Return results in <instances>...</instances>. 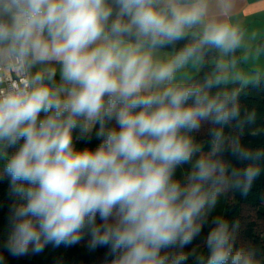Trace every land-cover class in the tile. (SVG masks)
Returning a JSON list of instances; mask_svg holds the SVG:
<instances>
[{
  "label": "clouds",
  "instance_id": "clouds-1",
  "mask_svg": "<svg viewBox=\"0 0 264 264\" xmlns=\"http://www.w3.org/2000/svg\"><path fill=\"white\" fill-rule=\"evenodd\" d=\"M196 28L194 44L154 58ZM240 41L235 26L208 19V0H0V178L15 198L8 251L87 235L111 264H182L171 250L200 234L215 203L205 186L221 171L201 157L185 184L174 179L197 151L183 132L238 112L227 95L171 82L204 46L228 54ZM215 224L206 264H254Z\"/></svg>",
  "mask_w": 264,
  "mask_h": 264
},
{
  "label": "trees",
  "instance_id": "trees-1",
  "mask_svg": "<svg viewBox=\"0 0 264 264\" xmlns=\"http://www.w3.org/2000/svg\"><path fill=\"white\" fill-rule=\"evenodd\" d=\"M199 29H193L184 39L160 48L180 52L196 42ZM204 60L202 70L180 87L199 86L210 96L230 97L229 108L234 107L238 115L229 116L226 121L216 122L207 119L208 127L204 134L197 129L186 130L183 134L191 138L197 151L191 160L175 169L174 179L185 184L193 171V165L201 157L218 162L221 171L214 181L205 187L210 199L215 203L204 209L202 230L191 244L182 250L172 249V253L182 252L186 259L182 264H206L209 250L206 237L221 220L228 226V233L234 249H244L254 258V264H264V238L260 226L264 224V75L250 84L227 85L216 83L221 77L218 58L219 50L204 46L197 54ZM213 81L210 86L208 82ZM99 141L93 137L90 147L95 148ZM84 147L83 143L79 144ZM216 149L213 152V149ZM243 152L246 155H240ZM252 168L256 174L249 181L243 175ZM0 165V173H2ZM238 173L239 175H235ZM9 179L0 178V264H110L112 257L106 247L92 249L87 235L77 244L54 247L48 244L43 251L33 253L31 248L25 255H12L6 247L11 231L10 215L15 198L11 196Z\"/></svg>",
  "mask_w": 264,
  "mask_h": 264
},
{
  "label": "crops",
  "instance_id": "crops-1",
  "mask_svg": "<svg viewBox=\"0 0 264 264\" xmlns=\"http://www.w3.org/2000/svg\"><path fill=\"white\" fill-rule=\"evenodd\" d=\"M208 19L235 26L241 36L235 50L228 54L219 51L218 63L223 83L247 85L260 79L264 75V0H208ZM198 29L200 32L201 29ZM176 54L159 49L154 53V58L167 62ZM203 66L202 57L197 55L189 59L175 72L172 85L187 83Z\"/></svg>",
  "mask_w": 264,
  "mask_h": 264
},
{
  "label": "rangeland",
  "instance_id": "rangeland-1",
  "mask_svg": "<svg viewBox=\"0 0 264 264\" xmlns=\"http://www.w3.org/2000/svg\"><path fill=\"white\" fill-rule=\"evenodd\" d=\"M207 127L208 122L206 120H203L200 122V126L197 128V131L200 132V134H204ZM260 235L264 238V224L260 226ZM84 243H89V239L84 240ZM97 264H102V262H98Z\"/></svg>",
  "mask_w": 264,
  "mask_h": 264
},
{
  "label": "built area",
  "instance_id": "built-area-1",
  "mask_svg": "<svg viewBox=\"0 0 264 264\" xmlns=\"http://www.w3.org/2000/svg\"><path fill=\"white\" fill-rule=\"evenodd\" d=\"M13 77L12 76H9L8 79L11 80Z\"/></svg>",
  "mask_w": 264,
  "mask_h": 264
}]
</instances>
